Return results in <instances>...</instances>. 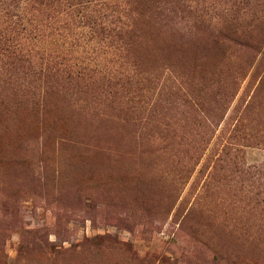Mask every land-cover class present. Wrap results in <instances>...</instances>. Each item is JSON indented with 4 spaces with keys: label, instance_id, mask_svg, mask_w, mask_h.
<instances>
[{
    "label": "rangeland",
    "instance_id": "374dc122",
    "mask_svg": "<svg viewBox=\"0 0 264 264\" xmlns=\"http://www.w3.org/2000/svg\"><path fill=\"white\" fill-rule=\"evenodd\" d=\"M210 1L203 20L196 0L128 8L119 103L0 86V264H264V203L239 191L264 188V5L230 29ZM97 15L71 16L75 56L105 49Z\"/></svg>",
    "mask_w": 264,
    "mask_h": 264
},
{
    "label": "trees",
    "instance_id": "16d2710c",
    "mask_svg": "<svg viewBox=\"0 0 264 264\" xmlns=\"http://www.w3.org/2000/svg\"><path fill=\"white\" fill-rule=\"evenodd\" d=\"M196 1V16L200 20L209 18L211 1ZM256 1L228 0L230 4L226 3V15H223L226 26L232 29L242 16L251 15L254 6L264 5L263 0H258V3ZM142 3V0H0L1 89L4 85L19 89L29 79V84L35 83L42 89L52 88L55 84L65 86L77 83L89 87L112 88L109 93L117 101L116 98L123 94L118 86L127 88L139 83L138 80L135 81L138 76L137 65L133 63L130 66L124 61L127 56L123 54V44L126 42L122 35L129 38V28L133 27L128 8ZM80 11L98 14L89 27L92 35L98 37L100 49L105 46L103 53L98 50L96 55L81 58L75 56L70 48L68 50L64 47V43H70L76 34L72 32L74 23L71 16ZM84 16L87 15H81V18ZM240 26L242 25L238 23L237 30ZM247 45L253 47L250 43ZM211 125L207 134L213 131ZM232 148L234 147L230 142L225 143L223 153ZM253 168V176L260 182L261 172H256V167ZM250 169L248 166L242 173L252 172ZM240 188L239 191L246 196L253 194L258 199L257 202L260 200L264 203V188L256 186L253 189L244 184Z\"/></svg>",
    "mask_w": 264,
    "mask_h": 264
}]
</instances>
